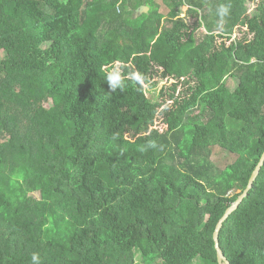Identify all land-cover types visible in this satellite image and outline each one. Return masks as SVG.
Instances as JSON below:
<instances>
[{"label": "trees", "instance_id": "trees-1", "mask_svg": "<svg viewBox=\"0 0 264 264\" xmlns=\"http://www.w3.org/2000/svg\"><path fill=\"white\" fill-rule=\"evenodd\" d=\"M252 1L0 0V264H219L264 153ZM219 242L264 264V164Z\"/></svg>", "mask_w": 264, "mask_h": 264}, {"label": "rangeland", "instance_id": "rangeland-1", "mask_svg": "<svg viewBox=\"0 0 264 264\" xmlns=\"http://www.w3.org/2000/svg\"><path fill=\"white\" fill-rule=\"evenodd\" d=\"M260 2V0H253L251 3H250V8L253 9L258 3ZM249 4V2H248ZM141 8V7H139ZM187 9H188V6H185L184 7V14L182 13V16L183 17H186L187 20L190 21V18L191 17H187ZM138 14V12H137ZM136 14V15H137ZM190 23V22H189ZM203 30H205L204 28H202ZM242 33L239 31V28L236 29L235 31V35L234 37H238V36H241ZM263 37H264V34H263ZM5 54L3 51H0V61L4 58ZM158 81V79H157ZM172 83V80L171 79H163V80H160L159 83L157 84L156 87L152 88V87H148V85H146V90H147V94L149 96H154L156 95V93H158V91L162 88V86L164 85H170ZM227 84H228V87L233 89L235 86H236V80L234 78H228L227 80ZM51 101L50 102H46V106H50L51 105ZM161 117V116H160ZM158 117V119L156 120V123H155V126L161 130L165 129L166 128V125L163 123L162 121V117L160 118ZM230 119L228 120V123H229V126L232 127V128H236L239 126V122H236L234 120H231V122H229ZM219 153V152H218ZM216 153L214 158L215 160L217 161V163L219 164V166H222L224 167L227 163H229L230 161H233V158L232 157H229L225 152H220V154ZM36 195L39 196V192H36Z\"/></svg>", "mask_w": 264, "mask_h": 264}, {"label": "water", "instance_id": "water-1", "mask_svg": "<svg viewBox=\"0 0 264 264\" xmlns=\"http://www.w3.org/2000/svg\"><path fill=\"white\" fill-rule=\"evenodd\" d=\"M148 9H149L148 6H143L142 8H140L138 10L140 12H143V11H148ZM263 164H264V153L261 157L260 162L258 163L257 167L255 168V170L253 171V173L250 177L248 187L238 197V199L227 209L224 216L221 218V220L217 224V228L214 232V239L216 242V249H217V253H218L219 264H229V261L227 260L226 256L224 255L223 250L220 247V242H219V234H220V230L222 228V225H223L224 221L230 216V214L239 207L242 200L247 196L248 192L253 187L254 181H255L256 177L258 176L260 169L263 166Z\"/></svg>", "mask_w": 264, "mask_h": 264}, {"label": "clouds", "instance_id": "clouds-1", "mask_svg": "<svg viewBox=\"0 0 264 264\" xmlns=\"http://www.w3.org/2000/svg\"><path fill=\"white\" fill-rule=\"evenodd\" d=\"M217 14L223 20L224 17L228 16L229 8L222 5L217 9ZM134 79L142 82V77L139 74L135 75ZM106 81L109 84L110 90L114 91L117 87H120L121 89L124 87V82L118 68H113L112 71L107 72ZM32 264H40V256L37 253L32 254Z\"/></svg>", "mask_w": 264, "mask_h": 264}]
</instances>
